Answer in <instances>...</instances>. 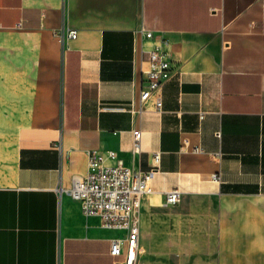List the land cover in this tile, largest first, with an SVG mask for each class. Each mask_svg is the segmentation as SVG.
<instances>
[{
    "label": "crops",
    "instance_id": "obj_1",
    "mask_svg": "<svg viewBox=\"0 0 264 264\" xmlns=\"http://www.w3.org/2000/svg\"><path fill=\"white\" fill-rule=\"evenodd\" d=\"M141 28L172 53L160 109ZM93 150L141 170L161 151L136 264H264V0H0V264L122 259L126 231L57 191Z\"/></svg>",
    "mask_w": 264,
    "mask_h": 264
},
{
    "label": "built area",
    "instance_id": "obj_2",
    "mask_svg": "<svg viewBox=\"0 0 264 264\" xmlns=\"http://www.w3.org/2000/svg\"><path fill=\"white\" fill-rule=\"evenodd\" d=\"M141 53L147 62L143 69L145 84L140 93L141 100H146L158 93L164 80L174 66L168 39L150 29L141 28ZM68 37L76 38L77 29L71 28ZM156 104L162 106V98L156 94ZM203 117V113H201ZM183 146L191 151H201L199 145L190 144L184 137ZM142 149V130L133 131V150L139 153ZM115 158V151L109 152ZM106 156L93 150L89 154L86 174L75 173L70 187H57L60 195L67 193L81 204L85 215H98L104 226L115 227L126 231L122 237L112 239L110 253L114 257H122L117 264H136L139 246L140 214L144 197L152 192L151 179L159 167L161 151L154 152V164L149 170L134 169L122 161L113 164L105 163ZM213 178L219 179V173ZM182 201V191L173 188L166 192L165 202L177 204Z\"/></svg>",
    "mask_w": 264,
    "mask_h": 264
}]
</instances>
